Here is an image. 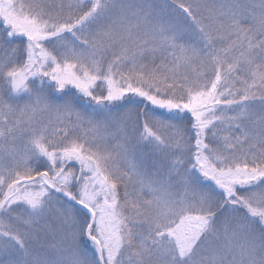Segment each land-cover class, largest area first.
I'll return each mask as SVG.
<instances>
[{"label":"snow or ice","instance_id":"snow-or-ice-1","mask_svg":"<svg viewBox=\"0 0 264 264\" xmlns=\"http://www.w3.org/2000/svg\"><path fill=\"white\" fill-rule=\"evenodd\" d=\"M0 264H264V0H0Z\"/></svg>","mask_w":264,"mask_h":264}]
</instances>
